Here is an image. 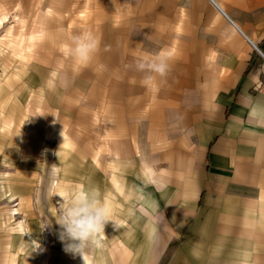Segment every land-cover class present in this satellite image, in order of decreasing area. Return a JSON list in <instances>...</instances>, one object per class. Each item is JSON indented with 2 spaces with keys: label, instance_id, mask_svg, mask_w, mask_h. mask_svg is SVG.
Returning a JSON list of instances; mask_svg holds the SVG:
<instances>
[{
  "label": "rangeland",
  "instance_id": "374dc122",
  "mask_svg": "<svg viewBox=\"0 0 264 264\" xmlns=\"http://www.w3.org/2000/svg\"><path fill=\"white\" fill-rule=\"evenodd\" d=\"M137 2L0 0V264H89L110 254L129 260L138 203L153 171L165 166L153 155L171 144L164 133L147 138L159 92L150 86L141 98L135 53L110 54L129 34L122 27ZM82 30L99 41L87 65L68 52L70 37ZM143 32L149 38L153 28ZM80 189L98 191L109 208V221L83 256L64 250L55 223L65 194Z\"/></svg>",
  "mask_w": 264,
  "mask_h": 264
},
{
  "label": "crops",
  "instance_id": "0c3cea01",
  "mask_svg": "<svg viewBox=\"0 0 264 264\" xmlns=\"http://www.w3.org/2000/svg\"><path fill=\"white\" fill-rule=\"evenodd\" d=\"M161 1L138 0L110 54L167 57L135 103L158 87L146 130L171 138L153 155L165 166L138 203L129 260L89 264H264V0Z\"/></svg>",
  "mask_w": 264,
  "mask_h": 264
},
{
  "label": "clouds",
  "instance_id": "9594fccd",
  "mask_svg": "<svg viewBox=\"0 0 264 264\" xmlns=\"http://www.w3.org/2000/svg\"><path fill=\"white\" fill-rule=\"evenodd\" d=\"M99 41L90 30H82L70 37L68 52L80 64L87 65L96 55ZM136 70L142 74L143 82L151 85L156 78L164 77L169 71L164 55L145 56L136 62ZM66 203L58 214V238L64 250L73 255L87 251L96 236L104 230L109 221V208L96 190L80 189L66 193Z\"/></svg>",
  "mask_w": 264,
  "mask_h": 264
},
{
  "label": "built area",
  "instance_id": "2783aa9c",
  "mask_svg": "<svg viewBox=\"0 0 264 264\" xmlns=\"http://www.w3.org/2000/svg\"><path fill=\"white\" fill-rule=\"evenodd\" d=\"M259 52V51H258ZM260 53V52H259ZM262 56V55H261ZM264 58V56H262ZM262 95L264 96V88L262 89Z\"/></svg>",
  "mask_w": 264,
  "mask_h": 264
},
{
  "label": "bare ground",
  "instance_id": "6f19581e",
  "mask_svg": "<svg viewBox=\"0 0 264 264\" xmlns=\"http://www.w3.org/2000/svg\"><path fill=\"white\" fill-rule=\"evenodd\" d=\"M2 132V131H1ZM11 132V131H10ZM21 143H22V141H21ZM24 147V146H23ZM11 151V150H10ZM31 212V211H30Z\"/></svg>",
  "mask_w": 264,
  "mask_h": 264
}]
</instances>
